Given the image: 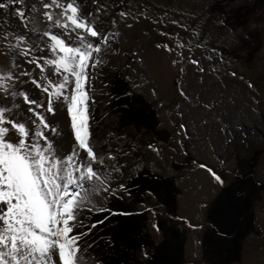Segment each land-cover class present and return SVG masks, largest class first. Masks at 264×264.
Returning <instances> with one entry per match:
<instances>
[{"label":"rangeland","instance_id":"374dc122","mask_svg":"<svg viewBox=\"0 0 264 264\" xmlns=\"http://www.w3.org/2000/svg\"><path fill=\"white\" fill-rule=\"evenodd\" d=\"M44 2L50 0H25L24 5H15L17 9L24 8L27 27L13 6L0 9V34L11 32L9 40L13 42L15 35H26L30 37L29 45L46 49L49 41L42 33L51 30L62 35L64 30L52 28L43 15L44 11L59 13L60 9H44ZM80 3L85 13H95L101 8L97 26H102L100 30L109 34L111 41L102 47L101 63L91 71L89 81L90 96L94 99V103L90 102L91 142L97 154L105 157L108 166L105 175L112 189L95 197L99 203L93 213H101L100 208L109 210L110 202L116 199L128 205L131 212L145 215L142 232L147 235L148 244L132 249L121 247L128 254L129 263L158 264L154 257L157 247L172 232H178L185 240L182 264H192L188 256L193 254L186 251L193 234L198 257L195 264H219L211 252L217 253L225 243L224 248L231 245L234 227L229 232L219 220L211 222V217L220 214L216 201L222 192L235 189L237 182L253 176L256 186L250 183L248 188L253 189L257 198L246 210L252 221L249 227L245 214L240 215L239 224L247 231L241 255L225 264H264V0H98L97 3L80 0ZM32 4L37 9L29 12L28 6ZM121 12L127 16H121ZM37 31L41 34L39 38L35 35ZM9 40L0 38L6 51ZM158 41L164 45L161 50L173 51L178 67L168 75L172 88L167 82V93L162 80L154 75L148 57L151 45L158 46ZM180 44L184 47H178ZM45 53L52 58L51 53ZM193 60L198 64L192 63ZM163 61L169 63L165 56ZM45 67L51 71L50 66ZM8 70L19 75L27 68L10 64ZM115 79L125 81L130 94L142 96L152 106L156 120L152 128L122 120L119 98L113 92ZM153 129L165 131L166 141H160ZM109 154L115 159H107ZM251 159L255 161L250 173L241 163ZM198 164L215 171L224 184L217 188L218 193L206 207L203 219L196 221L201 225L195 222L191 232L177 211L179 180ZM138 174L155 175L151 187L158 192L143 193L141 202L133 205L136 198L132 199L133 194L125 186ZM164 180L176 190L171 202L166 198ZM187 202L185 199L183 203ZM88 214L81 215L86 218ZM100 230V226L92 229L90 242L85 240L89 235L82 237L81 243L90 245L82 264H101L97 249L103 242L110 245V241L106 235H99ZM201 236L202 242L196 244ZM209 241L219 246L212 247ZM106 253L113 256L111 251Z\"/></svg>","mask_w":264,"mask_h":264},{"label":"snow or ice","instance_id":"6c2138e0","mask_svg":"<svg viewBox=\"0 0 264 264\" xmlns=\"http://www.w3.org/2000/svg\"><path fill=\"white\" fill-rule=\"evenodd\" d=\"M24 3L0 0V9L13 6L27 27L24 8H15ZM42 7L60 9L43 15L52 28L64 30L62 35L51 30L42 33L49 41L46 49L29 45L26 35H15L13 42L11 32L0 34L9 40L0 58L11 54L12 66L34 65L39 70L37 75L30 69L19 76L11 70L0 74V264H82L90 245L81 239L103 221L88 226L81 214L96 211L95 197L112 190L105 157L97 154L91 142L90 73L101 63L102 47L111 42L109 34L97 26L101 8L85 13L80 0H50ZM36 9V4L28 6L29 12ZM45 52L52 58L40 55ZM3 67L7 64L0 60V70ZM20 76L29 79L20 80ZM28 83L44 96L22 87ZM25 104L28 107L22 108ZM61 114L68 117L66 124L60 121ZM107 159L115 157L109 154ZM200 167L223 184L211 168ZM99 211L111 214L104 208ZM83 227L87 231H77Z\"/></svg>","mask_w":264,"mask_h":264},{"label":"trees","instance_id":"16d2710c","mask_svg":"<svg viewBox=\"0 0 264 264\" xmlns=\"http://www.w3.org/2000/svg\"><path fill=\"white\" fill-rule=\"evenodd\" d=\"M126 84L127 83L121 79H115V84L113 85V92L116 93V96L119 98L117 103L118 106H120L122 120L127 119V121H131L138 126L140 125L148 129L152 128L156 121L154 109L142 96L132 93L130 94ZM254 161L255 159L244 161L241 165L247 170V172L251 173L254 167ZM252 175L253 174H251V176ZM151 178L155 179L157 177L151 174L147 177L143 174H138L134 178H131L129 184L125 186V189L130 191L129 194H133V197L131 196L132 199L136 198L133 205L141 202L140 196H142L143 193L152 191L155 193L158 192V190L155 191L151 187L153 180ZM164 183L166 185V190L168 191L166 198L171 202L176 190L170 182L164 180ZM250 183L256 186L253 182V176L252 178H244L237 182L235 189H228L226 192H222L218 197V201H216L218 207H220V214L215 218L211 217V222L219 220V224H224L226 230L229 232H231L234 227L231 245H227L224 248L225 243L219 247L217 253L211 252L215 253L214 260L216 262L219 261V264H225L228 261L238 260L240 258L241 245L245 239L247 231L242 229V224H239V217L240 215H243V217L246 216V225L249 224L250 227L252 219L251 215L248 214L246 210L252 200L257 198L253 189L248 188ZM109 210H111V214L109 211L104 213L101 212L99 214L87 212V214L90 213L91 215L88 214L86 218L82 216L85 224L88 225L95 223L96 221H103V223L97 225L101 227V230L98 233H100L99 235H101V237L103 234L106 235L107 239L110 241V245L109 242L108 245L103 242L102 246L97 249V254L100 256L99 261L101 264H135L129 263L127 259L128 254L125 253L121 247H130L132 249L133 247L140 248L143 244H148L147 235L142 232L144 231V223L146 221L145 215L131 212L128 205H122L121 202L116 199H113L110 202ZM216 210H213V214H215ZM91 237L92 236L90 235L85 237V240H87L86 242L92 241L93 238ZM183 238L178 232H172L170 238H165L163 243L159 244L157 247V253L156 256H154L156 257L155 259H157L156 262L158 264H182L184 255L183 251L185 252V246H183L185 240ZM102 240L106 241L105 238ZM209 243L213 245L212 247L219 246L212 241H209ZM106 250L111 251L113 256H108Z\"/></svg>","mask_w":264,"mask_h":264},{"label":"crops","instance_id":"0c3cea01","mask_svg":"<svg viewBox=\"0 0 264 264\" xmlns=\"http://www.w3.org/2000/svg\"><path fill=\"white\" fill-rule=\"evenodd\" d=\"M211 181L213 183H211ZM202 183H206V184L208 183L206 188H203ZM219 185L220 184L217 183L211 177V175L206 171L205 168L200 167V164H198V167L193 168L192 171L187 172L186 176H184L183 179L179 180L180 195H179V200H178L179 203L177 204L178 205L177 211L180 212L181 216L180 217L178 216V217L179 219L182 218L181 221L183 223L186 222V225L184 224V226L190 230L192 229L191 232H193V229H195L194 227L195 222L200 221L201 217L203 219V216L206 211V207L208 206V204L210 203L214 195L218 193L217 188L219 187ZM185 199H187L188 201L187 204L183 203ZM196 223L200 224L201 222H196ZM191 232H190V236L192 234ZM186 234H188L187 230H186ZM194 236L195 235L193 234L190 237L189 244H188L189 250L186 251L189 254H193L192 256H188V258L192 260V262H189V263H192V264L198 263V257L196 256L197 253H195L196 245L195 243H193V241H195V239L193 238ZM202 238L203 236H201L200 241L196 239V244L199 242L201 243Z\"/></svg>","mask_w":264,"mask_h":264},{"label":"bare ground","instance_id":"6f19581e","mask_svg":"<svg viewBox=\"0 0 264 264\" xmlns=\"http://www.w3.org/2000/svg\"><path fill=\"white\" fill-rule=\"evenodd\" d=\"M161 29H162V27H161ZM153 41H156V40H153ZM161 41H164V40L162 39ZM157 43L159 45V48H158V46H156V44H154L153 46L151 45V47L149 49L148 57L150 59L149 62L151 61L153 63L151 65L152 69H155L154 70V75L157 78H160L162 80L161 81L162 82V85H164V87H165L164 88V91L167 93L168 92V88H169V84L168 83L170 82L169 79H168V75H169V73L172 70H177L178 67L175 65L176 60L174 59V56L175 55L173 54V51L168 50V49H165L166 53L169 52L168 55H165L164 54L165 51L161 50V48L163 49L164 45L163 44L160 45L159 41ZM0 51H6V50L3 47H1V45H0ZM40 55H47V53H45V54L44 53H41ZM164 56L169 60L170 65H169V63H166V62L163 61V57ZM0 60H3L7 64V67H3L2 70H0V74H2L6 70H8V68L10 67V64H11V62H10V56L7 57V58H0ZM25 67L27 68V70L30 69L34 75L39 74V70L34 65H26L25 64ZM19 79L20 80H25V79H29V78L20 76ZM53 79H56V78L53 77ZM170 86L172 88L171 82H170ZM22 87L32 90V93L34 95H37V96H40V97H43L44 96V94L41 93V92H39V90L34 89V86H32L30 83L24 84V85H22ZM14 102H18V101H14ZM26 107H27L26 105L25 106L22 105V108H26ZM21 114H23V113H21ZM67 120H68V117L66 115H64V114H61L60 115V121L61 122H64L66 124L67 123ZM211 183H213V182L211 181ZM207 184L206 183H202L203 188H206Z\"/></svg>","mask_w":264,"mask_h":264},{"label":"water","instance_id":"95a60500","mask_svg":"<svg viewBox=\"0 0 264 264\" xmlns=\"http://www.w3.org/2000/svg\"><path fill=\"white\" fill-rule=\"evenodd\" d=\"M155 135L157 136V138L160 140V141H166L167 139V134L165 131H158V132H155V130L153 129Z\"/></svg>","mask_w":264,"mask_h":264}]
</instances>
